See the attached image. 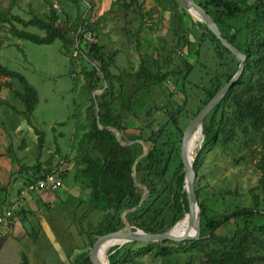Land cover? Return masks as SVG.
Returning <instances> with one entry per match:
<instances>
[{"label": "rangeland", "instance_id": "obj_1", "mask_svg": "<svg viewBox=\"0 0 264 264\" xmlns=\"http://www.w3.org/2000/svg\"><path fill=\"white\" fill-rule=\"evenodd\" d=\"M87 1L91 3V7ZM50 8L58 12L60 29L73 41L68 50L63 47L60 39H55L50 44H36L27 39H19L11 32L9 22L0 21V65L21 73L37 92L35 109L27 117L22 101L15 95L16 92L22 93L21 84L14 78L0 75V187H6L15 194L22 178L20 176L24 175V172H18L22 165L39 163L56 167L63 162L64 170L70 166L65 182L68 193L61 192L56 204L57 208L65 210L58 209L55 212L56 215L69 219L71 239L68 238V242L74 252H79L90 250V240L85 233L87 224L95 223L102 213H86V208L89 207L87 203L77 206L79 194L77 189L71 188L76 170L73 163L80 151L84 150L80 137L88 128L90 90L87 86L90 79L88 74L93 65L84 55L88 50V43L78 42V30L76 33L74 30L78 23V12L84 14V28L95 34L96 42L102 46L104 54L112 58L108 71L115 76L110 82V88L106 80L100 77L91 97L97 93L95 98L100 101V95L107 86V94L111 95L110 109L112 113L119 115L120 124L125 126L119 132L121 141L135 140L128 145L131 150L124 170L120 169L119 172V166L112 163L114 154L106 161L105 165L109 163V168L105 171L112 175L111 183L114 184L108 190L117 192L115 186L120 188L121 185L132 193V161L144 151L142 143L136 141L137 131L131 129L136 121L128 112L129 101L132 102L135 96L138 103L150 100L156 105L153 126L158 129L165 122H169V126L174 125L167 112L173 113L176 105L182 104L185 97L186 103L176 116L177 125L184 129L202 108L205 87L218 69V61L212 43L204 40L198 63H195L193 53L201 35L196 26L198 21L170 3L166 9L156 0H138V4L126 9L122 6V0H0L1 12L24 20L33 15L45 19ZM244 23L243 19H239L231 21L230 25L239 27ZM12 24L16 29L37 35L45 34L40 28L23 26L16 20H12ZM89 25L93 30L87 28ZM239 40H243V35ZM228 58L235 68L238 60L235 57V60L230 56ZM187 62L195 66L184 83L183 93L181 72ZM143 64L155 74H167V78L162 82H155L146 91L140 90L145 79L140 80L133 74ZM98 84H102V87ZM103 86L105 88L102 91ZM23 124L28 125V129H22ZM234 129V137L215 145H212L215 139L211 141L206 134L201 151V155L204 154L196 172L194 185L200 190L198 202L208 208L209 217L215 221L222 220L236 209L253 208L264 211V185L260 183V164L264 161V126L259 129L235 126ZM34 130L45 133L43 149L39 146ZM177 136L179 137V133L176 141ZM86 141L85 138L83 142L86 144ZM201 144L197 146V151L201 149ZM121 152L125 153L122 149ZM89 153L98 154L95 149H91ZM195 154L197 157L198 152ZM111 163L113 167L110 166ZM178 164L179 160L175 155L171 171ZM121 173L126 178L124 186L119 185ZM80 178L88 182L87 176L79 174L78 179L81 180ZM178 192L182 193L180 189ZM145 195L144 192L143 197ZM103 202L105 203L104 200L100 203ZM6 208L7 203L0 208V214L5 215ZM83 215L85 218L81 225L79 220ZM122 219L125 221L124 215ZM253 223L264 226V218L254 219ZM244 224L245 220H231L220 227L216 234L232 236ZM121 225L119 230L123 229V224ZM127 225L129 226L128 223ZM248 235L250 248H253V255L256 256L255 264H264V232L251 230ZM253 239L257 241L253 242ZM136 243L133 247H127L128 243H125L109 249L108 263L109 257H113L118 260L117 264H123V256L129 251L137 256L135 258L142 254L145 264H205L200 261L198 252L180 249L174 242H161L166 243L161 247L171 251L172 255L154 259L145 256L149 250L144 248L147 243Z\"/></svg>", "mask_w": 264, "mask_h": 264}, {"label": "trees", "instance_id": "obj_2", "mask_svg": "<svg viewBox=\"0 0 264 264\" xmlns=\"http://www.w3.org/2000/svg\"><path fill=\"white\" fill-rule=\"evenodd\" d=\"M193 1L211 17L220 33L232 46L246 57L243 73L236 81V84L230 87L224 98L212 108L203 120L204 138L201 149L197 151L196 148L198 155L194 161V170L197 172L201 157L204 154L201 155V151L206 141V134L211 141L215 139V143L212 144L215 145L217 142H226L228 138L234 137L236 135L235 126L239 128L251 127V129H259L264 126V0ZM156 2L166 9L168 3H170L173 7L180 8L187 14L174 0H156ZM87 3L91 7V3L89 1ZM135 4H138V0H129L128 2L122 0V6L126 9H131ZM57 16L58 12L52 8H50L49 15L45 19L33 15L29 19L24 20L18 16L9 17L7 12L0 11V21L9 22L11 24V32L17 38L27 39L36 44H50L55 39H60L63 42V47L68 50L73 41L69 40L66 33L60 29L58 24L60 19ZM83 16L84 14L78 12V23L74 29L75 33L79 28H84L85 20ZM239 19L244 20V25L239 27L230 25L231 21ZM12 20L20 22L23 26L40 28L45 31V34L37 35L27 30L16 29L12 24ZM196 26L199 28L201 35L198 38V46L193 53V57L196 59L195 63H198L204 40H209L212 43L218 61V69H216L205 87L203 106L234 76L238 63L234 68L233 64L228 61L229 56L235 60L233 54L216 39L204 23L196 22ZM87 28L93 30L90 25ZM241 35H243L242 41L239 40ZM137 37L140 39L138 33ZM77 38L81 42L80 31ZM84 55L89 58L93 65L91 72L88 74L90 79L87 86L88 90H90V105L87 107L88 128L81 134L80 141L83 142L85 138L91 137L100 145L111 147L116 145L117 142L110 130L99 128L95 116V106L97 105L99 108L98 122L100 126H112L119 132L125 126L120 124L119 115L112 113L110 109L111 95L107 94V86L100 95V101H98L97 97L92 98L91 93L96 90L100 77L106 80L109 88L111 87L110 82L115 76L111 75L108 71V64L111 63L112 58L104 54L102 46L97 42L88 44V50ZM194 66L195 64L187 62L181 72V88L183 93H185L184 83ZM0 75L14 78L21 84L22 93L16 92L15 95L22 101L25 115L27 117L31 116L37 102L35 88L27 82L21 73L2 65H0ZM133 75L140 80L145 79L140 88V90L145 91L155 84V82H162L167 78V74H155L144 64ZM98 86L102 87V84H98ZM138 102L134 96L132 102L129 101V106L127 107L128 112L131 113L136 121L131 129L137 131L135 133L136 138L145 142L149 150L147 155L135 164L134 172L136 183L144 186L148 193L146 199L139 207L135 211L125 214L124 219L132 227L133 231L141 230L149 234L163 233L180 221L188 211L184 189V172L179 157V146L185 128L181 129L176 123V116L184 107L186 98H183L182 104L176 105L173 113L167 112L170 115L169 120L174 125L169 126V122H165L158 129H155L153 126V115L157 106L153 105L150 100L142 104ZM34 131L37 135V140H39V146L43 149L45 133L39 130ZM178 133L179 137L177 136L176 141ZM245 143H247V140H245ZM175 155H177L179 164L171 171ZM91 157L98 165L105 166L104 161L98 156L92 155ZM260 168L262 170L260 183L264 185V161L261 162ZM49 170L50 168L46 169L39 163L19 167L18 172H21V174L24 172V175L20 176L22 177L21 185L15 193L20 195L23 189L35 182L37 178L43 177ZM132 184L134 186L132 193L123 195L117 202H115V194L113 192H108L105 195L103 206H99L94 200L90 201L87 213H102L95 223L89 222L87 224V231L85 233L90 240V246H92L97 238L118 231L122 227L119 214L126 209L138 206L144 192L143 189L134 185L133 180ZM178 189L182 193H179ZM194 189L199 200L200 190L195 185ZM12 195L14 193L11 190L6 189V187H0V208L6 203V210L9 211L12 208L14 205L10 201ZM254 199L256 198L254 197ZM198 204L201 208L199 222L200 240L174 244L185 251L198 252L200 261H203L205 264H255L254 259H256V256L254 257L253 255V248H250L248 233L251 230L264 232V226H256L253 223L254 219L264 218V211L253 208L236 209V211L225 216L222 220L215 221L209 217L208 208L199 202ZM12 212L15 216L21 218L26 215L21 207H16ZM83 218H85V215L79 220L81 225ZM231 220L237 222L245 220L244 227L239 228V230L229 237L217 235L216 231ZM256 241V239H253V242ZM258 242L260 245V241ZM166 243L169 244L171 242ZM166 243L143 244L144 248L149 249L145 256H150L154 259L172 255L171 251L161 247ZM136 244V242L128 243L127 247H133ZM135 257H137L135 254L128 251L123 256V264H145L142 254H139L138 258ZM109 258V264H117L118 260L116 258ZM73 264H90L89 250L82 251L76 255Z\"/></svg>", "mask_w": 264, "mask_h": 264}, {"label": "crops", "instance_id": "obj_3", "mask_svg": "<svg viewBox=\"0 0 264 264\" xmlns=\"http://www.w3.org/2000/svg\"><path fill=\"white\" fill-rule=\"evenodd\" d=\"M86 139V144L82 142L84 150L80 152L75 163H73L76 170L71 188L77 189L79 194V200L76 205L80 206L81 203L90 205V201L94 200L99 206H103L104 202L103 204L100 202L105 201V195L108 192L115 194V202L119 201L123 195L129 194L128 189H123L120 185L124 186L126 184V178L121 173L120 188L117 185L115 186L117 192L108 190L114 186L113 182L111 183L112 175L106 172L109 168V163L104 167L98 165L91 159L92 154L89 151L95 149L98 154L93 156H98L105 164L113 156L111 154H114L112 163L117 167L119 166L120 172V169L124 170L126 168L125 165L129 158L128 147H124V145L119 143L108 147L100 145L91 137ZM88 144L89 148H87ZM121 149L125 153H122ZM112 163L110 164L111 167H113ZM43 167L46 169L53 168L52 165ZM69 167L63 171L62 186L55 192L34 191L23 197L16 193L12 195L13 197L10 201L14 205L9 211L15 210L16 207H21L26 215L21 218L13 213L11 219L0 224V264H73L72 255L75 257L83 251H73L74 249L71 248L68 242V238L71 239L70 221L63 215H56L55 212L58 209H64L57 208L56 204L60 199L61 192L62 194L68 193L65 182L70 170ZM79 174L87 176L88 182L82 178L79 180ZM127 186L128 184L125 188ZM88 208H86V213ZM3 215V213L0 214V216Z\"/></svg>", "mask_w": 264, "mask_h": 264}, {"label": "water", "instance_id": "obj_4", "mask_svg": "<svg viewBox=\"0 0 264 264\" xmlns=\"http://www.w3.org/2000/svg\"><path fill=\"white\" fill-rule=\"evenodd\" d=\"M181 8H183L186 12H188L191 16H195L194 18L201 23H204L205 26L208 28V30L216 37V39L222 43L224 47H226L233 56L238 60V68L234 76L222 87L219 91H217L207 102L205 105L202 106V108L197 112V114L193 117V119L189 122V124L186 126L185 130L183 131L180 146H179V157H180V163L184 172V188L186 192V199H187V206L188 211L184 214L183 218L178 221L175 225H173L168 231L163 233H156V234H149L144 233L141 230H135L133 231L131 227L127 225V223L122 219V215H125L128 212L135 211L139 205L143 202V200L146 198V195L148 193L147 189L144 186H141L136 183L135 180V164L142 159L144 156L148 153V145L143 142L141 139H137L136 141H139L144 146V151L142 154L137 156L132 164V180L135 186L140 187L144 190L145 196L141 198L139 204L137 207L132 209H126L121 213V223L123 224V229L108 233L106 235H103L99 238H97L94 243L92 244L90 250H89V261L90 264H98L96 260V252L99 247V245L104 242L107 239H115L122 241V244L125 243H133V242H140V243H161V242H174V243H184L189 241H198L200 240V217H201V208L198 204V199L195 193L194 189V182L196 177V172L194 170V161L195 157L192 161H190L187 157L186 153V142L189 139L190 135L196 128L202 129V138L199 140L198 145L201 144L204 138L203 133V120L207 116V114L212 110V108L220 102L224 98V96L228 93L230 90V87H233L236 84V81L238 78L242 75L244 70V64L246 57L244 54H242L240 51H238L232 44L220 33L218 30L215 22L211 19V17L202 9L200 8L193 0H174ZM80 31V28L77 31V35ZM77 37V36H76ZM104 86L102 88V91L104 90ZM93 98L97 95V93L93 94ZM95 116L97 119V123L99 125V128H106L110 130L117 143L122 145H128L135 142V140L122 142L120 139V133L119 131L112 127V126H100L98 122L99 118V108L96 105L95 106ZM22 129H28V125L23 124ZM197 210V211H196ZM185 218L189 219L190 225H193V222L196 227V234L195 235H189L186 234L184 236L178 237L173 236L171 234V231L174 229V227H177V225ZM108 260V258H107ZM109 264V263H108Z\"/></svg>", "mask_w": 264, "mask_h": 264}, {"label": "bare ground", "instance_id": "obj_5", "mask_svg": "<svg viewBox=\"0 0 264 264\" xmlns=\"http://www.w3.org/2000/svg\"><path fill=\"white\" fill-rule=\"evenodd\" d=\"M193 17L195 16L193 15ZM201 138H202V129L198 127L192 132V134L190 135L189 139L186 142V146H185L186 153L190 161H192L195 157L196 148ZM171 234L175 237L176 236L181 237L186 234L195 235L196 234L195 224L193 222V225H190L189 219L185 218L177 225V227H174V229L171 231ZM119 245H122V241L111 238L102 242L99 245L96 252V260L98 264H108L107 253L109 249Z\"/></svg>", "mask_w": 264, "mask_h": 264}, {"label": "built area", "instance_id": "obj_6", "mask_svg": "<svg viewBox=\"0 0 264 264\" xmlns=\"http://www.w3.org/2000/svg\"><path fill=\"white\" fill-rule=\"evenodd\" d=\"M81 42L84 43H96V37L93 32L83 28L80 29ZM79 42V41H78ZM63 162L56 167H53L48 172L44 174L43 177L37 178L35 182L29 184L25 189L20 192V196L23 197L28 193L39 191V192H55L62 186V174L64 171ZM13 212L7 211L4 216H0V224L6 220L12 218Z\"/></svg>", "mask_w": 264, "mask_h": 264}, {"label": "flooded vegetation", "instance_id": "obj_7", "mask_svg": "<svg viewBox=\"0 0 264 264\" xmlns=\"http://www.w3.org/2000/svg\"><path fill=\"white\" fill-rule=\"evenodd\" d=\"M128 145H129V144H128ZM128 145H124V147H125V146H127V147H128ZM102 161H103V160H102ZM103 167H104V166H103Z\"/></svg>", "mask_w": 264, "mask_h": 264}]
</instances>
